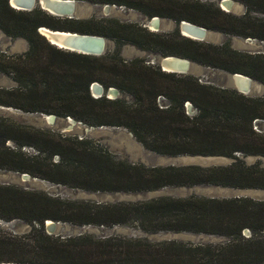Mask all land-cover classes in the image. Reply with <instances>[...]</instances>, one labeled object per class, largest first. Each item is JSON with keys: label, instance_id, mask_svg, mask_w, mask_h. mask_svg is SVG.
Masks as SVG:
<instances>
[{"label": "trees", "instance_id": "trees-1", "mask_svg": "<svg viewBox=\"0 0 264 264\" xmlns=\"http://www.w3.org/2000/svg\"><path fill=\"white\" fill-rule=\"evenodd\" d=\"M133 7L153 15L181 19L226 33L264 39V18L236 16L214 2L200 0H87ZM248 10L264 12V0H241ZM249 17V18H248ZM60 17L35 7L21 10L0 0V29L23 37L28 48L4 55L0 70L24 87L5 90L0 100L24 110L71 116L92 125L125 126L147 148L162 154L221 155L226 164L146 165L117 159L88 139L31 128L0 118V168L27 172L75 187L98 191H149L166 186L211 184L264 189V166L246 155L264 156V94L248 95L184 73L162 70L142 58L124 59L119 46L132 43L157 49L264 83V52H245L183 35L178 28L154 31L138 22L115 18ZM101 34L115 40L112 51L86 54L50 43L40 26ZM115 86L132 94L93 96L90 85ZM165 96L169 103L158 104ZM197 109L189 115L184 102ZM12 140L13 146L6 144ZM31 146L29 153L22 146ZM58 160H52L53 155ZM0 217L24 219L28 231L0 228V261L21 264H260L264 262V199L247 195H158L114 202L68 199L0 183ZM112 225L135 222L145 231H192L227 236L222 243L152 241L119 235L61 236L45 230V220ZM250 234L246 236L243 230Z\"/></svg>", "mask_w": 264, "mask_h": 264}, {"label": "rangeland", "instance_id": "rangeland-1", "mask_svg": "<svg viewBox=\"0 0 264 264\" xmlns=\"http://www.w3.org/2000/svg\"><path fill=\"white\" fill-rule=\"evenodd\" d=\"M203 2H214L218 4V0H200ZM233 7L229 12L236 16H251L245 20H255L256 18H264V12L249 11L246 4L241 0H233ZM87 3V4H86ZM107 3H94L84 0L83 7L78 19L87 20L86 25H93V19L100 18H115L120 21L138 22L144 24L147 22L148 17L136 8L128 7L125 5H117L111 3L108 8ZM88 5L86 8L85 6ZM220 6V5H219ZM221 7V6H220ZM107 8V9H106ZM222 8V7H221ZM85 9V10H84ZM163 21V22H162ZM199 25V24H198ZM178 28V22L169 17H161V25L157 31H171ZM66 30V29H65ZM207 36L204 41L223 44L227 43L231 48L245 51V52H264V39L258 37H247L239 34L226 33L220 30L207 28ZM74 31V30H71ZM79 32V31H78ZM86 33V32H83ZM94 34V33H93ZM101 35V34H100ZM106 37V36H105ZM116 46L115 40L106 37V46L103 53L112 51ZM28 48V42L23 37H12L7 35L0 29V61H2L3 54L14 55L24 52ZM119 54L124 59L142 58L145 62L157 64V58L163 54L157 49H144L132 43H123L119 46ZM167 55V54H166ZM181 57V56H180ZM193 66L186 73L190 74L202 82H208L217 86H225L234 88L230 85L228 78L231 72L201 63L195 62L190 59ZM190 65V64H189ZM192 66V65H190ZM194 68V70H193ZM179 74V73H178ZM252 78V77H251ZM252 78V91L248 95H262L264 94V83ZM255 81V82H253ZM98 82V81H97ZM255 85H254V84ZM16 87H24V84L19 83L13 74L0 70V100L7 99L8 95L5 90L13 89ZM115 87V86H114ZM116 96L121 97L127 102L134 100L131 93L123 91L117 87ZM105 95V94H103ZM106 96V95H105ZM169 100L165 96L158 98L160 106L168 105ZM184 111L186 114L192 115L196 113L197 109L190 101L184 102ZM45 113V112H44ZM7 119L8 121L16 122L18 124L31 127L49 130L51 132L59 133L62 135H72L78 138L88 139L90 144L95 145L105 151L111 153L117 159H125L131 162H141L146 165L155 164H226L232 158L221 155H189V154H162L147 148L140 140L136 138L131 130L125 126L117 125H92L73 117V121L66 117L57 116L53 121L44 118L41 111L24 110L14 105H6L0 101V118ZM253 127L257 130L264 131V119H256L253 122ZM6 144L13 146L15 143L12 140H7ZM22 149L29 153H35L36 150L31 146H22ZM247 163L260 161L264 166V156L246 155L243 157ZM52 160H58V155H53ZM23 172L14 171L11 169L0 168V183L13 184L22 188L38 190L45 192L49 195L59 196L68 199H85L92 201H107L114 202L119 200H139L150 198L158 195H173V196H186L189 194H198L204 196H232V195H247L253 198L264 199V189L259 188H234L224 187L211 184H196L190 186H166L155 190L125 192V191H98L89 190L81 187H75L61 182H55L47 178L39 176H32L23 178ZM56 226L53 231L54 234L61 236L76 235V234H90L93 237H105L109 235H119L132 238H147L152 241L158 240H181L192 243H222L229 238L225 235L205 233V232H192V231H172V230H159L155 232L145 231L141 229L137 223H116L112 225H103L96 223L74 224L67 221L57 220ZM31 224L19 218L6 220L0 217V228L9 230L14 233H23L30 229ZM243 233L248 236L250 231L245 228ZM264 233L258 234L262 236ZM264 264V262L260 263Z\"/></svg>", "mask_w": 264, "mask_h": 264}, {"label": "water", "instance_id": "water-1", "mask_svg": "<svg viewBox=\"0 0 264 264\" xmlns=\"http://www.w3.org/2000/svg\"><path fill=\"white\" fill-rule=\"evenodd\" d=\"M10 6L21 10H30L35 7H39L50 14L68 17L78 18L83 7L84 0H8ZM233 0H218V4L226 11H229L232 7ZM109 4H106L108 8ZM106 8V9H107ZM150 30L157 31L161 25V17L153 15L148 18L147 22L143 24ZM179 31L185 35L194 39L203 40L207 36V28L202 25H198L186 19H181L178 22ZM39 31L47 38V40L66 50H72L76 52L86 54H102L106 46V37L100 34L83 33L78 31H71L65 29H56L48 26H40ZM247 40H251V37H247ZM157 65L162 70L172 71L176 73H186L190 69V59L180 57L174 54H167L159 56L157 58ZM243 80V81H242ZM230 85H233L238 91L248 94L252 91V78L246 74L240 72H233L228 78ZM91 94L93 96H101L105 94L107 97H116L117 89L114 86L105 88L102 84L97 81H93L90 85ZM43 112H41L42 114ZM50 117L44 118L49 121H53L57 116L53 113H48ZM75 122L71 116H66ZM23 178H27L30 175L27 172L21 174ZM239 189V188H238ZM56 223L54 220H45L44 227L48 233H53ZM21 264L14 261H0V264Z\"/></svg>", "mask_w": 264, "mask_h": 264}, {"label": "bare ground", "instance_id": "bare-ground-1", "mask_svg": "<svg viewBox=\"0 0 264 264\" xmlns=\"http://www.w3.org/2000/svg\"><path fill=\"white\" fill-rule=\"evenodd\" d=\"M86 4H87V3H86ZM111 5H112V4H111ZM87 6H88V5H86L85 8H86ZM232 7H233V6H232ZM86 9H87V8H86ZM84 10H85V9H84ZM162 22H163V21H162ZM190 65H192V66H190V68H191V67H194V66H193V62H192V64L190 63ZM191 69H192V68H191ZM193 70H194V68H193ZM253 80H254V79H253ZM242 81H243V80H242ZM253 82H255V81H253ZM253 84H254V83H253ZM254 85H255V84H254ZM42 114H43L44 116H46V118L50 117V116H49L48 114H46V113H42ZM47 221H49V220H47ZM12 264H14V263L12 262Z\"/></svg>", "mask_w": 264, "mask_h": 264}]
</instances>
